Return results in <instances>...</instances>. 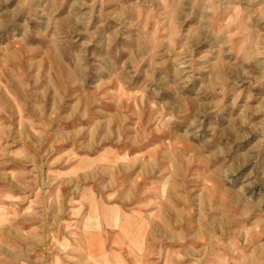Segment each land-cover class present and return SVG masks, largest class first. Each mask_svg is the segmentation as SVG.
I'll return each mask as SVG.
<instances>
[{
	"label": "rangeland",
	"instance_id": "374dc122",
	"mask_svg": "<svg viewBox=\"0 0 264 264\" xmlns=\"http://www.w3.org/2000/svg\"><path fill=\"white\" fill-rule=\"evenodd\" d=\"M0 264H264V0H0Z\"/></svg>",
	"mask_w": 264,
	"mask_h": 264
}]
</instances>
